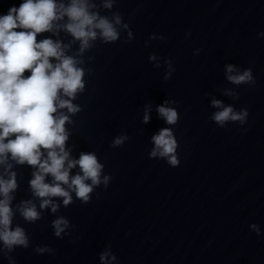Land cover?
Listing matches in <instances>:
<instances>
[{
	"label": "clouds",
	"instance_id": "1",
	"mask_svg": "<svg viewBox=\"0 0 264 264\" xmlns=\"http://www.w3.org/2000/svg\"><path fill=\"white\" fill-rule=\"evenodd\" d=\"M116 4L117 0H23L0 15V257L8 264H16L12 253L17 248L32 246L26 228L14 223L17 215L27 224L41 221L46 212L54 215L50 226L54 236L63 239L74 226L67 217L56 215L61 207L76 200L87 205L96 189H107L111 183V174L105 173V164L94 151L73 155L76 145L70 144V138L76 126L73 117L83 111L75 101L86 91L85 77L93 73L87 65L94 57L87 54L99 45L127 44L134 39L122 13L114 10ZM44 33L51 35L38 40ZM152 39L157 37L152 34ZM159 59L163 63L156 62L155 53L149 55L155 68H165L167 81L175 71L173 61ZM224 77L235 87L223 88L222 95L234 101L240 96L237 87L256 83L251 68L232 63L224 65ZM176 105V100L165 99L156 106L158 117L168 126L151 136L148 153L149 159L165 160L171 167L181 162L173 131L180 119ZM210 107L215 109L210 119L218 127L243 126L248 121L247 108L237 110L215 97ZM151 112L152 105L146 103L142 124L150 122ZM128 140L129 135L122 133L109 146L119 148ZM17 166L32 170L30 198L14 203L20 187ZM249 227L260 234L257 224ZM33 251L55 254L48 245H37ZM99 261L115 264L111 244L99 253Z\"/></svg>",
	"mask_w": 264,
	"mask_h": 264
}]
</instances>
